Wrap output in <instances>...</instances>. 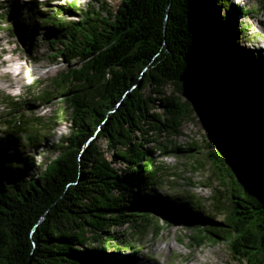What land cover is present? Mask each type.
<instances>
[{
  "label": "trees",
  "instance_id": "16d2710c",
  "mask_svg": "<svg viewBox=\"0 0 264 264\" xmlns=\"http://www.w3.org/2000/svg\"><path fill=\"white\" fill-rule=\"evenodd\" d=\"M77 3L39 18L33 0L34 20L21 17L17 24L33 51L45 40L49 61L63 63L33 101L61 102L70 127L51 142L58 154L37 173L24 172L30 155L0 158V264H138L135 233H160L163 220L191 228L192 246L220 240L245 264H264L263 160L243 155L247 161L236 179L230 154L209 151L229 192L230 210L213 198L218 214L227 210L220 221L190 208L192 195L175 206L178 195L156 193L158 158L186 151L172 137L193 112L186 89L190 62L237 87L262 122L264 144V95L254 88L264 89V74L243 54L231 18L250 11L230 0H121L115 9L107 2H88L84 9ZM63 12L77 19H62ZM12 119L0 136L8 151L11 139L25 146L43 141L41 132L56 120ZM94 135L102 142L90 140Z\"/></svg>",
  "mask_w": 264,
  "mask_h": 264
},
{
  "label": "rangeland",
  "instance_id": "374dc122",
  "mask_svg": "<svg viewBox=\"0 0 264 264\" xmlns=\"http://www.w3.org/2000/svg\"><path fill=\"white\" fill-rule=\"evenodd\" d=\"M32 1L0 0L2 2L0 3V16L1 14L2 16L5 15L3 19H0L2 22L0 27V131L5 130L4 122L6 120L12 121L14 117L19 120L23 114L41 116L45 120L52 119L53 116L56 118L52 123L53 128L51 130L41 132L45 139L35 147L30 148L25 146L22 140L20 144L11 139L8 143L11 151H8L7 147H4L0 141V158L8 154L16 157L19 153L31 156L24 163L26 166L24 172L27 175L37 173L43 167L42 165L58 154L51 142L56 143L61 136L64 137L69 132L70 127L69 110L61 102L43 103L36 99L33 101L38 92L50 87V78L63 70L64 65L63 63L52 64L49 61L45 40L40 41L35 52L33 51L34 46L30 47L25 42L22 32L17 29L21 17L27 21L34 20L31 15ZM35 1L39 10L38 17L45 18L71 0ZM100 1L78 0L77 4L84 9L88 2L94 3L96 6L102 2H107L108 6L115 9L121 0ZM230 2L242 5L244 9L250 11V14L245 17L241 13L236 14L235 17L232 14L231 18L233 17L232 21L240 28L237 42L243 49V54L248 59L253 60L260 73L264 74V0H230ZM60 18L65 20L77 19L76 16L73 17L64 12ZM45 31L46 29L43 28L38 33ZM40 37L42 38V35ZM251 82L253 84L255 80L251 79ZM254 88H258L264 95V89L261 86L259 88L256 85ZM24 100H29V104L23 105ZM8 101L13 103L9 104ZM191 105L193 112L190 117L182 122L180 133L172 137V140L185 148L186 151H179L158 158L162 164V169L160 183L156 186V193L163 198L168 195H179L175 199V206H177L178 201H184L192 195L195 197V203H190V208L195 209L197 207L204 214L220 221L227 210L231 209L227 204L229 192L220 183L219 172L209 158V151L217 148L211 124L198 106L192 103ZM262 107L264 109V105ZM16 110L17 112L14 114ZM94 140L102 142L101 138L95 137ZM18 145L24 146L21 152L18 151ZM117 165L120 166L118 163ZM224 169L223 173L227 175L228 171L226 168ZM230 173L236 177L235 171L230 169ZM180 195H184L185 199H181L182 196ZM213 198H219L220 201L224 202L220 205L227 207L224 213H217L213 205L215 202ZM181 206L188 208L187 205H180L179 207ZM124 228L119 229V232ZM159 231L160 233L155 234L153 229L148 228L143 233H139V231L135 233L136 236L132 242L138 247V264H245L232 256L224 241H207L201 246H192L188 240V235L193 233V230L177 221L168 224L166 220H163L160 223ZM118 254L123 256L128 252L119 251Z\"/></svg>",
  "mask_w": 264,
  "mask_h": 264
},
{
  "label": "water",
  "instance_id": "95a60500",
  "mask_svg": "<svg viewBox=\"0 0 264 264\" xmlns=\"http://www.w3.org/2000/svg\"><path fill=\"white\" fill-rule=\"evenodd\" d=\"M189 65L188 99L207 116L216 150L230 154L235 168L229 165L239 179L238 171L243 172V159L264 161V144L260 136L263 134L262 122L234 84L216 80L210 66V69L205 65L200 70L193 62Z\"/></svg>",
  "mask_w": 264,
  "mask_h": 264
},
{
  "label": "bare ground",
  "instance_id": "6f19581e",
  "mask_svg": "<svg viewBox=\"0 0 264 264\" xmlns=\"http://www.w3.org/2000/svg\"><path fill=\"white\" fill-rule=\"evenodd\" d=\"M262 73V72H261ZM1 77V76H0ZM5 86V85H4Z\"/></svg>",
  "mask_w": 264,
  "mask_h": 264
}]
</instances>
